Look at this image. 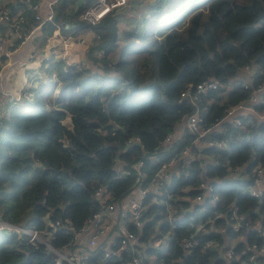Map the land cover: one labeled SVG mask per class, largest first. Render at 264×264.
<instances>
[{
    "label": "trees",
    "instance_id": "obj_1",
    "mask_svg": "<svg viewBox=\"0 0 264 264\" xmlns=\"http://www.w3.org/2000/svg\"><path fill=\"white\" fill-rule=\"evenodd\" d=\"M87 3L57 0L53 20L71 21L79 26L76 32L87 29L78 20ZM184 3L186 0L151 3L147 13L161 16ZM203 5L207 6L204 19L200 9ZM190 12L186 29H178L176 25ZM36 24L34 11L27 10L25 28L29 30ZM90 27L100 35L91 50L105 51L99 58L91 51L90 58L100 59L104 68L118 73L119 78L74 67L64 69L62 61H54L47 71L50 77L53 72L55 76L45 89L33 94L25 104H7L0 123L3 220L41 228L47 219H69L75 228L81 227L101 208L95 198L98 188L109 191L110 201H119L133 187L139 161L143 162L146 176L154 174L160 163L154 156L165 151L163 139L167 134L181 132L179 143L191 145V135L182 127L188 115L198 111L200 126L210 128L229 108L248 103L253 87L264 82V41L260 36L264 0H193L170 24L132 25L125 29L121 33L125 41L120 46L115 12ZM53 29L50 22L43 26L47 35ZM208 81L217 86L206 92L196 90L198 84ZM244 82L249 83L248 87ZM187 89H191V95L197 93L193 102L181 95ZM261 97L264 101V91ZM253 105L264 109V102ZM66 116L70 117L68 121L64 120ZM242 120L245 128L223 121L220 130L207 134L224 142V146L205 143L203 147L219 160L215 165L207 163L205 173L214 179V192L220 198L215 206L203 203L205 214L201 218L213 216L216 210L223 214L207 226L221 228L230 224L233 208L246 220H260L263 216L264 224V198L249 195V180L228 175L230 169L245 163L243 174L247 175L255 164L264 165V120L250 121L246 116ZM178 170L166 191L180 198L186 194V187L200 182L202 169L191 158L187 166L179 164ZM187 192L189 197L196 193ZM177 202L181 205L168 203L184 210L182 218L176 220L181 226L171 230L168 237L174 255H181L177 241L192 231L189 222L197 216L200 204L194 206L182 199ZM152 207L159 215L167 210V205ZM161 228L166 231L167 225ZM241 231L248 242L264 245V236L255 230ZM218 233H198L196 245L174 264H225L213 248L201 249L212 237L222 244L224 239ZM225 233L234 235L228 229ZM69 237L60 229L57 242ZM0 264H53V260L42 246L24 237L0 233ZM258 264H264V254L258 256Z\"/></svg>",
    "mask_w": 264,
    "mask_h": 264
},
{
    "label": "built area",
    "instance_id": "obj_2",
    "mask_svg": "<svg viewBox=\"0 0 264 264\" xmlns=\"http://www.w3.org/2000/svg\"><path fill=\"white\" fill-rule=\"evenodd\" d=\"M42 0H0V76L11 64L12 54L21 46L25 40L33 41L38 31L44 33L43 26L50 22L54 25V31H64L62 44L58 45L50 53L41 51L32 53L29 56L28 66L23 70L22 80V100L10 97L8 100L15 104H25L30 102L33 94L45 89L51 77L47 71L51 62L63 60L64 69L74 67L77 70H88L89 59L84 57L80 60L69 61L66 58L67 38H79V34L91 30L90 26L96 25L106 14L115 12L116 9L128 7L131 0H77L78 3H87V6L79 13L78 20L82 22V30L77 31L78 27L71 21L64 20L55 22L53 20V5L57 0H43L48 6V12L44 17L40 15V2ZM136 15L139 10L149 8L151 3L161 2L162 0H135ZM138 4V5H137ZM130 7V6H129ZM128 7V8H129ZM142 7V8H141ZM34 11V16L38 24L27 30L24 26L26 22V11ZM180 13V9H175L161 16H148L150 21L163 19L164 25L170 24ZM136 26V25H135ZM140 26V25H139ZM178 24L176 27L178 28ZM44 35H47L44 33ZM100 35L94 31V38L90 46L87 47V56L91 53V47L99 42ZM104 48L93 49V53L99 58L104 55ZM107 74H110L103 66L100 59L94 61ZM250 72V69H246ZM252 73V71H251ZM55 81V79H53ZM249 83L244 82V87ZM217 83L206 82L198 84V92H206L210 88H215ZM227 88V87H226ZM182 93L188 97V101L193 102L197 93L191 95V89ZM264 91V82H258L253 87L249 102H240L229 108L224 117L210 128L200 126L201 117L198 111L188 115L182 123V127L191 135V145H181V132L169 133L163 139V150H170L169 154L154 156L155 161H160L157 170L151 177L145 175L142 170L143 162L136 164L137 174L133 187L119 201H110V193L105 187H100L95 192L100 209L92 213L84 224L75 228L69 219L50 220L47 219L43 227L33 228L21 224L11 223L0 217V233L6 236L17 235L18 238L24 237L28 242L40 245L52 257L53 264H174L188 254L192 247L197 243V235L203 231H218V237H222L224 242L221 244L216 237L206 240L201 249L213 248L216 257L223 259L225 264H258V256L264 254V245H257L255 242H248L247 237L242 233V228L255 230L259 235L264 236V224L262 217L254 221L246 220L242 215L236 214V209H232L233 221L227 226L216 228L213 225L207 226L209 222L223 217L220 211L216 210L213 216L201 218L205 213L197 210V216L190 220L193 228L188 235L180 237L177 246L181 255H174L171 248L169 235L175 227L181 226L177 219L182 218L183 209H176L168 203L177 202V199L188 200L194 206L200 204L205 210L204 202L215 206L220 195L214 192V179L205 173L206 164L219 163L218 158L206 153L203 147L205 143L224 146L223 141H216L207 136L209 132H215L222 128V122L233 123L234 125L245 128L242 116H246L250 121L264 120V109H257L253 104L263 103L261 97ZM57 92V91H56ZM19 101V102H18ZM5 114V107L0 102V123ZM137 140V138H136ZM175 143H178L175 144ZM192 146L196 150H193ZM195 158L198 168H201L202 179L197 185H189L185 188L184 195L178 198L174 194L168 193L167 185L172 178L171 167L177 163L187 166L188 160ZM162 159V160H161ZM187 162V163H185ZM248 165V164H247ZM244 165L235 167L228 171V175L233 178L249 180L247 192L249 195L262 200L264 198V165L255 164L251 174H243ZM128 173L123 171L122 174ZM179 173V171H178ZM177 173V174H178ZM119 175H116L118 177ZM188 190L195 191L193 197L188 196ZM259 200V201H260ZM176 201V202H175ZM153 205H167L165 212L159 213L153 209ZM167 225V230L163 231L161 225ZM60 229L68 233L70 237L65 241L57 242ZM231 230L234 235H226V230ZM240 243L242 247L235 251ZM166 258H169L166 261Z\"/></svg>",
    "mask_w": 264,
    "mask_h": 264
},
{
    "label": "crops",
    "instance_id": "obj_3",
    "mask_svg": "<svg viewBox=\"0 0 264 264\" xmlns=\"http://www.w3.org/2000/svg\"><path fill=\"white\" fill-rule=\"evenodd\" d=\"M173 0H162V3L172 2ZM188 0H186L187 2ZM138 5V4H137ZM130 6V7H129ZM128 7L116 9L115 13L117 14V27H118V37L121 36L123 39V42L125 41V38L123 35H121L122 31L125 29L128 30L135 25H142L145 23L146 19L148 18V13H147V8L143 10H139V16L136 13L131 14V9L136 7V1L131 0L130 5ZM183 7L180 8V13L182 12V9L184 7H187L188 4L184 3L182 5ZM204 6V5H203ZM40 15L44 17L46 13L48 12V6L45 3V1H41L40 5ZM137 8V7H136ZM135 8V9H136ZM142 8V7H141ZM204 8L206 9L205 12H207V6L205 5ZM191 13V12H190ZM186 14L187 16L190 14ZM145 16V17H142ZM184 17V19H185ZM183 19V20H184ZM175 18L172 20L174 21ZM178 23L179 26H186L184 25V21ZM139 21V22H138ZM154 25V26H159L153 21H148L144 25L148 26ZM64 31H54L52 34L49 35H44L43 32L38 31V33L35 35V39L33 41L31 40H25L21 43V46L12 54L11 56V64L7 70H5L2 75L0 76V102L4 105V107H7L9 102V98L13 97L16 99L22 100L23 96L20 93L22 89V80H23V70L26 66H28V60L29 56L32 53L35 52H47L50 53L53 49H55L58 45L62 44L63 42V37H64ZM79 38H67V42L64 41V43L67 46V53H66V58L69 61L72 60H80L84 57L89 59L88 62V67L87 69L90 72L100 74L102 76H106V72L100 68V66L95 63L94 61H97L95 59H91V53H89V57L87 56V47L90 46L91 40L94 38V30H87L85 32H82L79 34ZM93 52V51H92ZM62 66H64V61L61 60ZM52 63V62H51ZM110 75L113 78H119L118 73H110ZM19 102V101H18ZM15 104V103H14ZM68 120L70 119L69 116H67ZM177 163H175L171 167V174H177Z\"/></svg>",
    "mask_w": 264,
    "mask_h": 264
},
{
    "label": "rangeland",
    "instance_id": "obj_4",
    "mask_svg": "<svg viewBox=\"0 0 264 264\" xmlns=\"http://www.w3.org/2000/svg\"><path fill=\"white\" fill-rule=\"evenodd\" d=\"M191 1H193V0H190L189 2L187 1L186 2V5L188 4H190V2ZM236 1H241V0H236ZM183 4H180V5H178L177 7H175V9H180V8H182L183 6H182ZM205 6V5H204ZM204 6H201L200 7V9H201V18L202 19H204L206 16H207V12H205V8H204ZM175 9H173V10H175ZM131 14L132 13H134V12H136V10H135V8H132L131 9ZM193 13V12H192ZM192 13H190L188 16H187V18L185 17V19L183 20L184 21V25H188V23H189V17L191 16V14ZM149 21V17L146 19V21H145V23H147ZM153 22H155L156 24H158V25H164L163 23H164V21H163V19H157V20H152ZM139 22V21H138ZM144 23V24H145ZM143 24V25H144ZM142 25V23H141V25L140 26H143ZM148 25H150V24H148ZM187 25L186 26H178V29H181V30H185L186 29V27H187ZM146 26V25H145ZM140 28H142V27H140ZM91 30H93L92 28H91ZM260 36H261V39L264 41V27H262V30L260 31ZM123 43V39L121 38V36L118 38V40H117V45L118 46H120L121 44ZM5 111H6V107H5ZM65 121H68V118H67V116L65 117V119H64ZM170 153V150H167V151H164V152H162L161 154H160V156H163V155H166V154H169ZM185 163H187V162H185ZM178 170V169H177ZM179 171V170H178ZM176 209H178V208H176ZM199 212L200 213H203L204 212V208L201 206V207H199Z\"/></svg>",
    "mask_w": 264,
    "mask_h": 264
}]
</instances>
